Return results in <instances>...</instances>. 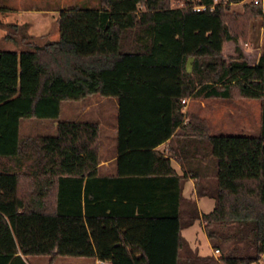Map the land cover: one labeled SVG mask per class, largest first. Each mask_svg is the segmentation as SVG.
<instances>
[{
    "label": "trees",
    "instance_id": "obj_1",
    "mask_svg": "<svg viewBox=\"0 0 264 264\" xmlns=\"http://www.w3.org/2000/svg\"><path fill=\"white\" fill-rule=\"evenodd\" d=\"M170 1L72 7L57 16L56 40L21 37L20 50H0V264L38 256L49 264H264V50L253 65L237 49L223 55L258 18L264 29L262 5L235 12L244 0ZM90 96L118 104L115 175L99 174L97 123L61 121L52 136L19 132L22 120L57 119L63 102ZM186 99L258 100L259 134H189ZM167 141L181 176L154 151ZM135 155L144 166L125 168ZM188 176L214 200L200 217L191 207L184 214ZM198 219L218 258L191 251L182 236Z\"/></svg>",
    "mask_w": 264,
    "mask_h": 264
},
{
    "label": "rangeland",
    "instance_id": "obj_2",
    "mask_svg": "<svg viewBox=\"0 0 264 264\" xmlns=\"http://www.w3.org/2000/svg\"><path fill=\"white\" fill-rule=\"evenodd\" d=\"M252 1V0H251ZM264 11V1L259 0ZM250 2V0H249ZM185 0H171L169 3L170 8L183 7ZM0 50H20L22 45L20 44L21 37H27L29 29L26 27L16 28V32L3 24V12H7L8 21L14 22L16 9H47L52 10L55 16L60 11L66 10L72 7H82L88 9H97L99 6V0H0ZM241 5L230 6L231 11L238 12L241 9ZM31 19H36L37 15L29 13L27 15ZM55 17V18H56ZM57 29V25L50 21V25ZM260 18H258L254 24H250L245 27V38L240 39L237 44L232 42H226L223 45V55L225 59L229 56L236 55V49L239 50L246 61L253 65L257 62L258 57L262 50H264V29L260 27ZM16 26V25H15ZM52 34L56 31H49ZM16 39V45L12 42H5L4 36ZM57 34V33H56ZM40 40H34L37 43H44L49 40H55L57 35ZM27 40V39H25ZM20 47V48H19ZM89 103H92L94 98H88ZM186 109L184 120L188 123L187 133L189 134H202L210 136H245L256 137L260 130V102L258 100H241L232 99L228 101L215 100V99H186ZM84 101L76 102H63L61 104L60 113L57 119L44 120V119H24L20 122V132L23 136L29 135H48L52 136L58 122H74L76 116L83 110ZM71 110H70V108ZM73 107V108H72ZM117 102L114 99H108L104 104L99 106H93L91 110L84 115L80 121L93 122L100 125L101 134H112L111 127L117 124ZM202 212L203 209H201ZM201 222L195 223L193 226L185 228L182 231V235L185 237L188 246L191 251H196L199 255L212 254L216 258L219 257V252L215 253L208 246V240L201 226ZM208 253V254H207ZM27 261L30 264H48L49 257H28ZM54 264H95L92 259L88 258H58ZM221 264V263H219Z\"/></svg>",
    "mask_w": 264,
    "mask_h": 264
},
{
    "label": "crops",
    "instance_id": "obj_3",
    "mask_svg": "<svg viewBox=\"0 0 264 264\" xmlns=\"http://www.w3.org/2000/svg\"><path fill=\"white\" fill-rule=\"evenodd\" d=\"M247 2H249V0H244L240 3L234 4V6L237 7V5H239V6L241 5L240 9L242 10L243 4H245ZM0 10H1V5H0ZM240 11H238V12H240ZM3 13L4 14L2 16V19L4 21L3 22L4 26L7 27L8 25H16L17 28L26 27L27 30L29 29V31L27 33L28 34L27 36H29V38L32 37L35 40V38L39 37L40 40H43L45 38H48L51 35L52 32H49V31H53V32L56 31L57 34L54 33L51 35V37H53L54 35H57V38H58V24H57V17L55 16V13H57V12H54L52 10H47V9H36V8L16 9L15 10L16 15L14 18V22L8 21L7 12L4 11ZM29 13H34L35 15H37V17H35L36 19H31L30 17H28L27 15H29ZM50 21L53 22L55 25H57L56 30H55V27L52 25V23L50 25ZM0 22H1V20H0ZM23 38H25L27 40H31L27 37H23ZM3 39L5 40V42H12L13 44H14V41H16V40H13V39L7 37V35L4 36ZM49 41H54V39L49 40ZM91 97L94 99H92L93 100L92 103H89L90 99H88V98H91ZM109 99H111V98H109ZM107 100L108 99L98 98L96 96H90V97L85 98L84 100H81V101H84L85 104L83 105V110L81 111V113L79 115L76 116V120L74 122L80 121V119L84 115H86L91 110V108L93 106L102 105ZM74 102H76V101H74ZM185 104H186V102L184 103V107L182 109V112L186 109ZM60 109H61V106H60ZM117 109H118V104H117ZM70 110H71V108H70ZM184 116H185V113H184ZM82 122H84V121H82ZM57 124H56L55 128L52 129L55 131V133H56ZM184 124H187L185 120H184ZM97 125L99 126V158H100L99 164H98L99 174L102 176L115 175V173H116V159L119 157V154L117 153V133H118L117 124L115 126L111 127L110 132L112 134H110V136H108L107 134H104V136H102L100 125L98 123H97ZM19 132H20V126H19ZM20 134H21V132H20ZM26 136H48V135H29V134H26ZM169 150H170L169 141L160 144L159 146H157L154 149L155 152H158L159 154H161L162 156H164L166 158L168 157L170 160V165H171L172 169L179 176H181L184 173V169H183L182 164L180 162L181 157L177 156V155H173L172 153H168ZM139 156L140 155H135L131 159H125L123 161V163L125 164V168H130L131 166H134V165L137 168H139V167L142 168L144 166L143 165L144 159H142V157H139ZM204 164H205V162H203V165ZM145 167L149 170H152L154 165L145 163ZM182 197L184 200L182 207L184 208V210H185L184 214H186V215H187L186 210H188L189 207H191V209L195 208L199 217H200L201 215L210 212L214 206V200L213 199H211L207 196H199L197 194L196 179L191 178L190 176H188L183 183ZM201 209H203L204 212H202ZM199 222H201L199 219L195 220L193 225L195 223H199ZM193 225H191V226H193ZM191 226H189V227H191ZM201 226L203 228V225H201ZM184 229H182V231ZM182 231H181V234H182ZM184 239H185V237H184ZM208 246L210 247L209 242H208ZM210 250L212 251L211 247H210ZM27 258H25V259L27 260ZM55 261H54V263H55ZM93 261L95 264H102L101 262H98L95 260H93ZM48 264H49V262H48Z\"/></svg>",
    "mask_w": 264,
    "mask_h": 264
},
{
    "label": "built area",
    "instance_id": "obj_4",
    "mask_svg": "<svg viewBox=\"0 0 264 264\" xmlns=\"http://www.w3.org/2000/svg\"><path fill=\"white\" fill-rule=\"evenodd\" d=\"M253 1V3H255V4H257V3H259L260 1L259 0H252ZM264 0H262L261 1V3L263 2ZM204 9V7L203 6H200V5H195L194 7H193V10H195V11H199V10H203ZM181 103H185V100H182L181 101ZM215 253H218V251L217 250H215Z\"/></svg>",
    "mask_w": 264,
    "mask_h": 264
}]
</instances>
